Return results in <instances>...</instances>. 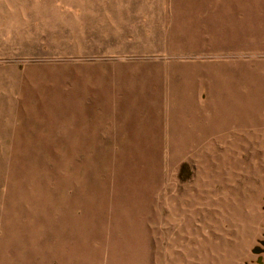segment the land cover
I'll use <instances>...</instances> for the list:
<instances>
[{
    "label": "rangeland",
    "instance_id": "1",
    "mask_svg": "<svg viewBox=\"0 0 264 264\" xmlns=\"http://www.w3.org/2000/svg\"><path fill=\"white\" fill-rule=\"evenodd\" d=\"M263 238L264 0H0V264Z\"/></svg>",
    "mask_w": 264,
    "mask_h": 264
},
{
    "label": "flooded vegetation",
    "instance_id": "2",
    "mask_svg": "<svg viewBox=\"0 0 264 264\" xmlns=\"http://www.w3.org/2000/svg\"><path fill=\"white\" fill-rule=\"evenodd\" d=\"M263 241H264V238L261 240V243H260L261 248H264V243H263ZM261 254H264L263 249H262V251L260 252L259 260H260L261 264H264V258L262 257Z\"/></svg>",
    "mask_w": 264,
    "mask_h": 264
},
{
    "label": "water",
    "instance_id": "3",
    "mask_svg": "<svg viewBox=\"0 0 264 264\" xmlns=\"http://www.w3.org/2000/svg\"><path fill=\"white\" fill-rule=\"evenodd\" d=\"M263 243H264V241H263ZM262 249H263V251H264V248H261V246L258 245V246L255 247V249H253V251H254L255 253H260V252L262 251Z\"/></svg>",
    "mask_w": 264,
    "mask_h": 264
},
{
    "label": "crops",
    "instance_id": "4",
    "mask_svg": "<svg viewBox=\"0 0 264 264\" xmlns=\"http://www.w3.org/2000/svg\"><path fill=\"white\" fill-rule=\"evenodd\" d=\"M258 254H260V253H258ZM259 257H260V255H259ZM258 260H259V259H258ZM259 264H261L260 260H259Z\"/></svg>",
    "mask_w": 264,
    "mask_h": 264
}]
</instances>
